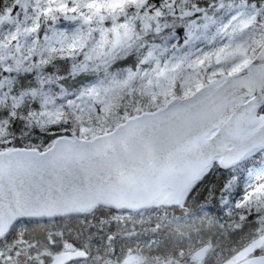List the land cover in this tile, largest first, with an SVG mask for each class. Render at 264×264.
I'll return each instance as SVG.
<instances>
[{
    "label": "snow or ice",
    "instance_id": "snow-or-ice-1",
    "mask_svg": "<svg viewBox=\"0 0 264 264\" xmlns=\"http://www.w3.org/2000/svg\"><path fill=\"white\" fill-rule=\"evenodd\" d=\"M0 264H264V0H0Z\"/></svg>",
    "mask_w": 264,
    "mask_h": 264
},
{
    "label": "trees",
    "instance_id": "trees-1",
    "mask_svg": "<svg viewBox=\"0 0 264 264\" xmlns=\"http://www.w3.org/2000/svg\"><path fill=\"white\" fill-rule=\"evenodd\" d=\"M223 182V177L217 173L210 176L207 181L199 188V191L195 193L193 198V208H197L201 203H203L202 198L207 195L208 189L212 186L219 187L220 183ZM226 218V217H225Z\"/></svg>",
    "mask_w": 264,
    "mask_h": 264
}]
</instances>
